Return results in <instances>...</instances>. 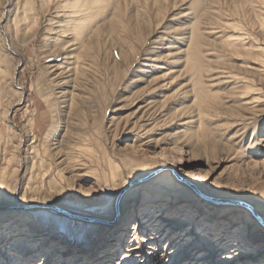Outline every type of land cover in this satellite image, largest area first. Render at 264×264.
<instances>
[{
  "label": "rangeland",
  "instance_id": "obj_1",
  "mask_svg": "<svg viewBox=\"0 0 264 264\" xmlns=\"http://www.w3.org/2000/svg\"><path fill=\"white\" fill-rule=\"evenodd\" d=\"M65 1L0 0V208L22 195L106 205L79 232L53 210L0 214V264H264L250 220L264 228L253 209L264 216V64L244 50L264 52V0H107L83 48L67 35L61 51L51 39ZM71 56L77 78L58 69ZM87 144L120 176L163 168L181 187L153 182L155 171L114 203L104 164L63 180L33 167L47 170L45 148Z\"/></svg>",
  "mask_w": 264,
  "mask_h": 264
},
{
  "label": "bare ground",
  "instance_id": "obj_2",
  "mask_svg": "<svg viewBox=\"0 0 264 264\" xmlns=\"http://www.w3.org/2000/svg\"><path fill=\"white\" fill-rule=\"evenodd\" d=\"M106 1L107 0H73L72 2H70V0H68V2H69L68 3L67 0H66L65 2H67V3L65 5H63V9L66 8V9H69L70 11L68 13H66L65 16L67 17V19L64 21V23H62L63 25L58 23V24L61 25V26H59V30H58L59 35H58V37H56V39H51L52 43L55 46L61 47L60 48L61 51H64L65 48H62V45L64 43H67V42L64 41L63 38L67 37V35H70V37H71V41L70 42L71 43L68 42L69 44H68L67 47L77 46V48H75L73 50H76L78 48H83V39H84V37H86L90 32H92L94 30L93 28L96 25L94 23V21H95L94 20L95 19V16H94L95 15V11H97V10L100 11L101 10V5L105 4ZM147 1H149V0H147ZM158 1L159 0H152V3H156ZM103 6H105V5H103ZM107 6H109V5H107ZM58 8H59V6H58ZM66 11H68V10H66ZM14 21H13V24L15 25L14 29L16 28L15 31L18 32L19 31V16H18V18L16 17V19H14ZM56 22H58V21H56ZM50 31H52V30H50ZM16 35L19 36V33H17ZM199 36H200L199 33L195 34L194 32H192L191 42L192 43L197 42V44H199ZM233 41L235 43H240L242 40H241L240 36H237V37L234 38ZM251 49H254L255 54H254L253 60H255V62L258 63L257 65H259L260 63L264 64V52L261 49V47L253 46V45H249L248 47H244V50L248 51V52L252 51ZM69 54L71 55L72 53H69ZM73 58L74 57L71 56V58L65 59V61H63V63L59 64V66H58L59 68L58 69H60V71H61L60 73H62L63 71L71 72V74L69 76H73V73L75 72V78H77V73L80 70V68H79L78 71H76L75 67L73 66L74 67L73 68L71 66V65H73V62L70 63V61ZM72 100L73 99H71L70 102H72ZM29 131L30 130H28L27 133H29ZM176 133H178V132H176ZM95 148H96L95 146L93 148L90 144L89 145L87 144V145H82V146L78 145V147H77L78 150H77L76 146L74 145V146L70 147L69 151L63 152V153L61 151L54 152L55 150L50 151V150L45 148L43 155H44V157L47 160L50 161L47 170L42 169L43 166H42V163H41L40 160H39L40 161L39 164L38 163H36V164L34 163L33 167H37L38 170L46 171L42 175L43 177H46V174L48 175V177L52 176V175H57L60 179H62L63 171L71 170V171L75 172V174H77V175H78V173L80 174V173L84 172L85 176H86L87 172H89V171H97V169L99 167L101 169V167H103L102 164H104L109 169V170L107 169V171L109 173L107 172L108 175L104 174L103 180H104L105 184L112 185L113 188H114L113 193L110 196V200L113 201L114 203H115V201H119V200L121 201V198L125 195L126 191L133 184H135L136 182L138 183V182L146 180L148 177H146V178H144V177L148 176L149 174H151V173H153L155 171H156L155 173L151 174V175H154V176L156 175L152 179L153 182L160 181L161 185L165 186V187H181V185L179 183H177V181L175 180V177L172 175L170 170H167L164 173H160L163 168L159 169L158 171H157V168H154L152 170H149L147 173H145L143 175H130V176H127V177L120 176V174H119V166L115 163L116 161L114 162V160H113L114 158L111 156L113 158L112 159L110 156H108L109 153L107 154L106 152L104 153L102 158L101 157L98 158V156L96 155V152L94 150ZM73 151H74V153L76 151H78L77 155H75L73 153ZM101 156H102V154H101ZM62 157H64V159L59 161ZM172 167L175 168L173 165H172ZM1 171L5 172L4 170H1ZM158 173H160V174H158ZM151 175H149V176H151ZM42 176L40 177V179L42 178ZM180 176L183 179H186L187 181H190V179L187 176L182 175V174H180ZM142 178H144V179H142ZM117 182H118V184H117ZM192 183H194V185L198 189H200L202 192H205L204 190L201 189V187L198 186V183L196 181L192 180ZM135 188H138V186L135 187ZM208 196L214 197V198H220V199H229V197H227V196H216V195H213V194H208ZM24 198L25 197L22 195V197H20L18 199H14V200L8 202L7 205L4 208H0V214L12 213L13 215H15V217L19 221V219L22 218L21 214L30 212L31 210H34L36 208L37 209L47 210L46 213H51L50 210H53V211H56L57 213H59V214H61L63 216H67V217L71 216L70 218H75L76 219V220H73V219L69 220L72 223H75V224L79 225L78 228H76L75 230H72V232L73 231H76V232L78 231L79 232L80 231V226L81 227L82 226L89 227V225L96 224L97 221H100L101 220L100 219L101 214H102V212L104 210V207L106 205V203H101V204H98L96 206L82 207L81 208V207H72V206H68V205L62 204L60 202L59 196L57 198L55 197L54 200L50 199V197L49 198H44V199L43 198L42 199L30 198L29 200H26V198L25 199ZM149 199L150 198L145 196L142 199L143 205L147 206L148 204H150L151 200H149ZM237 201L244 202L245 203L244 207H247V209L249 211H252L251 208L248 206V205H250V206L253 207V205H251L250 202H248L246 200H240V199H238ZM204 203L206 204V201H204ZM208 205H210V204H208ZM166 206H168V205H166ZM54 208L57 209V210H60V211H62L64 213L59 212V211L55 210ZM121 209L122 208H120V210ZM253 209H255L256 213L261 217V219H262L261 221L264 222V216L261 215L257 211V209L255 207H253ZM11 210H14V211H11ZM222 211H226V210L223 209ZM237 211H239L240 213H245L246 215H250L249 212L246 211L242 207H238ZM65 213L69 214L70 216L66 215ZM80 213H83L86 216L79 215ZM222 214H223V212H221V215ZM222 217H223V215H222ZM77 219H81V220L84 219V221H87L89 223H87V222L86 223H82L81 221H78ZM250 220L254 221L257 224V226L264 232V228L261 227L252 217H251ZM3 221L7 223L9 220H8V218H4ZM93 221H95L96 223L95 222L94 223H90V222H93ZM104 221L108 222L110 220H104ZM157 222H153V223L156 224ZM160 225H162V224H157L156 227H158ZM10 226H14V225L11 224ZM152 226L150 225V227H152ZM9 228L13 229L11 227H7V228H5V230H8ZM118 231H120V230H118ZM78 234L79 233H76V235H78ZM45 235H47V234H45ZM60 240H63V238L59 239L57 241H60ZM235 245H237V244L234 243V245H232V246L235 247ZM33 253H35V252H32L31 250H29L27 252L28 255L29 254H33ZM47 253H49V252H47ZM29 256H31V255H29ZM231 263H232V261H231Z\"/></svg>",
  "mask_w": 264,
  "mask_h": 264
},
{
  "label": "water",
  "instance_id": "obj_3",
  "mask_svg": "<svg viewBox=\"0 0 264 264\" xmlns=\"http://www.w3.org/2000/svg\"><path fill=\"white\" fill-rule=\"evenodd\" d=\"M240 205H243L244 206V204H242V203H239ZM246 206V205H245ZM55 209V208H54ZM55 210H57V209H55ZM57 211H59V212H62V211H60V210H57ZM62 213H64V212H62ZM66 214V213H65ZM66 215H68V216H70L69 214H66ZM71 217V216H70ZM257 218V217H256ZM258 220H260V218H257Z\"/></svg>",
  "mask_w": 264,
  "mask_h": 264
}]
</instances>
